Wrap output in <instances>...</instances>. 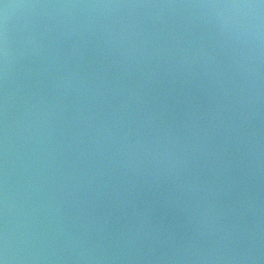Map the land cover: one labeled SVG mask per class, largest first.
I'll list each match as a JSON object with an SVG mask.
<instances>
[{
  "label": "clouds",
  "instance_id": "clouds-1",
  "mask_svg": "<svg viewBox=\"0 0 264 264\" xmlns=\"http://www.w3.org/2000/svg\"><path fill=\"white\" fill-rule=\"evenodd\" d=\"M53 8L70 9H136V8H181L198 10L202 17H207L216 25L217 31L237 45L245 48V55L235 61L236 69L241 72L248 83L247 97H240V119L250 117L252 91L258 73L259 61L264 58V0H229V2H209L197 4H57L43 5ZM8 5H5L7 8ZM119 26L108 22L97 23L95 16L78 24H63L59 32L49 35L48 25L40 32L30 33L28 43L40 60V76L51 77V86L55 88L57 97L55 106L51 97L42 94L36 89L28 93L26 98L25 117L26 130L30 147L26 168L25 200L22 205L17 204L14 185V169L12 165L14 120L11 115L14 96L13 85V56L9 46L7 27L0 38V264H35L45 258L43 244H51L63 239L67 244L78 245L73 248L76 256L81 260L113 261L118 259H136L149 261H175L187 259L203 261H232L239 262L250 259L249 249L222 248L217 241L208 246L200 243V237L216 231L221 234L222 240L234 239V225L224 222L227 214L223 205H217L216 196L223 189L224 184L230 181L225 175L223 183L217 179L221 171L227 172L230 161L223 157L228 142L239 140L248 145L251 152V136L249 130L247 139L240 133V122L230 116L223 125V139L217 144L211 159L217 164L212 176L201 177L198 172L190 169L192 163L204 156L208 158L209 141L217 125L224 118L223 107L217 104L210 112L208 123L200 125V115L195 105L185 112L186 121L175 123L165 121L163 113L167 106L163 100L159 107L150 103L145 86L153 82L159 68L158 61L166 56L174 55L175 64L180 67L190 65L198 57H204L201 67L204 72L213 74V83H218L214 77L219 73L210 67L215 57L203 46L195 52L182 46V37L173 33L169 40H164L158 33H144L142 29L131 22H119ZM95 29L99 35L97 48L99 52L115 51L118 59L117 71L110 79L98 75V70L91 73L82 70L80 61L84 57V32ZM73 33L81 36L79 43L73 42V52L68 53L75 57L68 63L65 52L61 47V38L67 39ZM176 53H173V49ZM157 64L153 67V60ZM167 62V61H165ZM143 67L139 79L135 83L127 80L129 74L138 67ZM59 67L63 70L60 71ZM55 74L53 73V70ZM70 91L82 93L77 98L74 119L76 127L62 144L76 145V159L71 163L78 164L80 159L88 161L87 166L79 169V175L74 172L78 181L83 178L88 185L94 181L95 195H104V189L113 183V177H123V184L113 187L114 203H122L130 207L131 218L128 223L119 228L115 235L118 247L109 248L101 243L100 239H89V228H95L98 233H107L109 211L103 218L89 216L82 221L83 233H74L65 226L60 213L59 205L55 207V223H51L50 215L53 212V197L44 195L45 181L49 178L47 168L51 160L49 151L51 129L49 116L55 108L64 107L61 103ZM180 129H187L190 133L181 143ZM60 154L57 153V156ZM94 158V159H93ZM60 160L53 170L54 177L60 171ZM211 167V166H210ZM68 176L63 177L64 185L68 184ZM163 180L176 184L181 192L192 196L199 195L198 204L187 203V218L192 219V209L198 208V219L195 234L185 235L179 240L173 229L151 222L152 205L145 201L137 206L135 197L141 187V182L149 187L159 184ZM63 199V194L56 197ZM163 203L174 206L176 200L164 195ZM18 207L23 208L22 219L17 218ZM45 221H48L45 223ZM163 234V239L171 242V247L152 255L149 247L144 255H126L140 252L135 247L138 240L145 236L152 239ZM102 239V237H101ZM55 251V249H53ZM57 260L63 259L57 256Z\"/></svg>",
  "mask_w": 264,
  "mask_h": 264
},
{
  "label": "water",
  "instance_id": "water-1",
  "mask_svg": "<svg viewBox=\"0 0 264 264\" xmlns=\"http://www.w3.org/2000/svg\"><path fill=\"white\" fill-rule=\"evenodd\" d=\"M209 2H229V0H0V38H2L7 27L9 46L13 56V85L14 96L12 100L11 115L14 120L13 156L12 165L14 169V185L17 204L22 205L26 193V177L28 174L26 164L28 161V149L30 142L26 130L25 107L26 98L32 90H42V94L51 97V103L55 106L57 97L55 88L51 86L52 80L49 76H40V60L33 52L28 43V36L33 32H40L45 25L50 28L49 35L59 32L63 24H78L87 21L95 16L97 23L108 22L116 24L119 22H131L142 29L144 33H158L164 40H169L173 33L182 37L185 48L195 52L203 46L210 52L215 60L210 67H214L219 73L214 77L218 83H213V74L205 73L201 67L204 57H198L190 65L180 67L175 64L174 55L166 56L158 61L159 68L153 82L145 86L147 97L150 103L157 108L163 100L167 111L163 113L165 121L180 123L187 120L185 112L195 105L200 115V125L208 123V116L212 109L221 105L224 110V118L219 122L212 139L209 141L208 158L199 156L190 169L185 170L198 172L201 177L212 176L213 169L217 167L211 159L216 146L223 139V125L230 116L239 119L240 133L247 139L249 130L252 132L251 148L248 145L232 139L228 142L224 153L225 159L230 161L231 166L227 172L221 171L217 177L223 183V177L231 179L224 184L223 189L216 196L217 205H223L227 213L224 222L234 225V239L222 240L221 234L212 231L200 237V243L208 246L217 241L220 247L231 250L232 248L249 249L250 259L239 262L232 261H203L187 259L180 262L175 261H149L136 259H118L113 261L81 260L76 256L73 248L78 245L67 244L63 239L54 241L51 246L43 244L42 255L45 257L35 264H264V58L259 61L258 73L255 80V87L252 91L251 109L244 108L245 112L250 111V117L240 119V97H247L248 83L240 71L236 69L235 61L238 57L245 55V48L227 40L216 28L213 20L202 17L198 10L181 8H136V9H70L44 7L43 5L57 4H151V5H181ZM257 2V0H253ZM5 5H8L5 8ZM99 33L92 29L84 32L85 53L80 63L82 70L93 72L98 70V75L111 78L117 71L118 65L114 62L118 54L115 51L99 52L96 37ZM80 35L73 33L67 39L61 38V47L65 52V59L68 63L75 60V57L68 53L73 52V42L79 43ZM176 53V49H173ZM167 61V62H165ZM157 60H153V67ZM62 71L63 68L59 67ZM143 67H138L127 77L131 83L139 79ZM55 69L53 73L55 74ZM3 83L0 78V91ZM82 93L70 91L63 98L61 103L64 107L55 108L49 116L51 139L47 141L52 147L51 160L47 171L49 178L45 181L44 195L53 197V212L50 215L51 223H55V207L58 204L65 226L74 233H83L82 221L89 216L103 218L109 211L107 233H98L95 228H89V239H100L106 247H118L115 235L119 228L128 223L131 218V209L122 203H114L113 193L110 189L113 184H123V177L114 176L113 183L104 189V195L97 197L95 181L88 185L81 178L77 187L75 172L79 175V169L87 166L88 161L80 159L78 164L71 163L76 159V145L62 144L70 138L76 127L74 119L77 105V98ZM0 124H2V111H0ZM181 143L190 133L187 129L179 130ZM57 153L60 155L57 156ZM94 159V158H93ZM2 160V155H0ZM60 171L53 177L51 174L57 168L58 161ZM211 166V167H210ZM68 176V184L64 185L63 177ZM63 194L62 200L55 199ZM164 195L176 200L174 206H166L163 203ZM199 195L192 196L181 192L176 184L163 180L159 187H149L141 182V187L135 197L137 206H142L145 201L151 202L153 224L160 223L175 231L179 240L185 235L195 234L198 227V208L192 209V219L187 218V203L198 204ZM23 208L18 207L17 218L22 219ZM48 221H45L47 223ZM102 237V239H101ZM141 249L140 252H132L126 255H144L149 247L153 249L152 255H160L161 252L171 247V242L163 239V234L155 239L145 236L138 240L135 245ZM55 249V251H53ZM57 256L63 259L57 260Z\"/></svg>",
  "mask_w": 264,
  "mask_h": 264
}]
</instances>
